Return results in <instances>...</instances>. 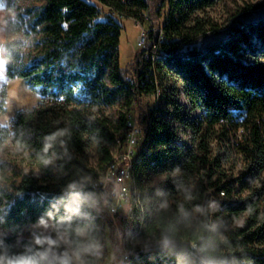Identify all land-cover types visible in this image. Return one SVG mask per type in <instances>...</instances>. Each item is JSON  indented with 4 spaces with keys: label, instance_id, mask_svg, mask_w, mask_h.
<instances>
[{
    "label": "trees",
    "instance_id": "1",
    "mask_svg": "<svg viewBox=\"0 0 264 264\" xmlns=\"http://www.w3.org/2000/svg\"><path fill=\"white\" fill-rule=\"evenodd\" d=\"M156 1L107 3L142 21ZM158 1L157 13L168 9L161 27L168 42L155 50L159 32L150 31L130 77L119 62L122 26L112 15L98 19V1L43 0L25 19L13 0H0V109L6 83L15 78L48 100L17 112L10 126L0 124V144L26 149L41 169L19 170L0 183L4 264L103 262L105 226L114 242L127 220L100 208L92 182L112 159L115 137L125 141V115L135 106L147 125L134 165L146 221L139 239L146 241L113 264H264V9L243 8L223 38L206 42L210 21L194 15L219 0ZM22 29L33 39L30 62L21 59V39H9ZM157 88L162 94L154 107L146 97ZM117 104L114 124L105 108ZM233 126L243 128L234 144L244 169L226 180L222 164L230 153L220 147L213 153L211 142ZM240 214L243 226L232 227ZM46 223L48 231L22 237L27 227Z\"/></svg>",
    "mask_w": 264,
    "mask_h": 264
},
{
    "label": "rangeland",
    "instance_id": "2",
    "mask_svg": "<svg viewBox=\"0 0 264 264\" xmlns=\"http://www.w3.org/2000/svg\"><path fill=\"white\" fill-rule=\"evenodd\" d=\"M43 0H13V8L15 12L23 13L24 18L27 19V10L32 7H39ZM95 1V0H93ZM159 1L157 0L152 8L144 12V18L142 21L136 22V20L130 16H124L121 18L116 17V21L122 26V32L120 36L119 44V62L124 68H128L129 76L132 77V67L134 63V55L141 47L137 45V38L143 29L146 33L150 31H158L159 35H163L164 32L161 27L165 21L167 14V6L164 5L160 12L157 13L156 8ZM100 9L99 20L105 19L107 15H112L110 11L97 3ZM250 6L251 10L264 9V0H219L212 7L206 8L203 11L196 12L194 17L202 18L205 21H210L207 24L208 31L205 34V41L210 42L213 40H220L223 38V33L229 24L235 20V18L242 16L244 13L243 8ZM14 14H11V17ZM193 20H190L187 25H191ZM26 24H23L26 29ZM11 38L21 39V56L24 62H30L34 55L33 39L27 36L24 30L16 31L9 36ZM179 99H181L179 97ZM151 104V99H146ZM48 100L43 99L34 90L21 79L15 78L6 83V98L5 103L0 109V124L10 126L13 122L17 112L25 109L32 108L35 105L43 104ZM122 109L120 104L105 108V113L109 120L116 124L118 120V111ZM137 113V112H136ZM264 120V118H263ZM219 129V126L216 127ZM264 133V126H263ZM243 136V128L234 126L229 128L228 136L222 135L220 132L212 138L211 147L213 153H216L217 148L227 149L230 153L229 158L223 162L222 170L226 174V180L234 178L241 173L244 169V160L236 150L234 142L236 139H241ZM97 145L91 143L87 149L90 155V165L96 166L98 162ZM115 151V148L113 149ZM112 150V151H113ZM22 170L25 173H39L41 169L38 162L29 154V152L14 144L5 143L0 144V183L8 184L15 178L16 173ZM164 178L163 175L154 177L151 184H155L159 180ZM261 179H264V174L261 175ZM127 206H125V210ZM120 214H125L124 208L120 210ZM245 215L240 214L233 219L232 227L238 228L243 226ZM49 229V225H31L27 227L22 237L36 238L39 232H46ZM104 242L107 249V254L101 264H113V261L120 259V252L122 248L123 235L121 232H115L114 242H111L109 227L105 226ZM1 234V231H0ZM117 241V242H116ZM116 250H119V255H116ZM76 264H80L77 258H74Z\"/></svg>",
    "mask_w": 264,
    "mask_h": 264
},
{
    "label": "built area",
    "instance_id": "3",
    "mask_svg": "<svg viewBox=\"0 0 264 264\" xmlns=\"http://www.w3.org/2000/svg\"><path fill=\"white\" fill-rule=\"evenodd\" d=\"M95 1L106 7L114 17L121 18L125 16L124 13L110 6L107 0ZM136 22L138 23V20ZM147 34L142 29L138 35L137 45L141 49L145 47ZM164 40V34H160L153 48L155 50L160 49L158 43ZM165 41L168 42V40ZM192 46L190 45V47ZM150 57L154 61L155 55H150ZM161 94V89L157 88L146 99H151V105L157 107L160 103ZM138 113L136 106L126 113L127 131L125 141L123 142L120 136L115 137V151L113 150L112 159L107 162L99 178L92 182L95 194L98 193L101 198L100 208L109 214L120 215L127 220L120 252L121 260L129 258L133 251L132 246L143 244L146 241L139 239L146 228V221L140 189L136 187L134 182V165L139 159L137 151L143 144L147 129V125L140 121ZM125 206H127L126 210ZM122 208L125 211L124 215L120 214Z\"/></svg>",
    "mask_w": 264,
    "mask_h": 264
},
{
    "label": "clouds",
    "instance_id": "4",
    "mask_svg": "<svg viewBox=\"0 0 264 264\" xmlns=\"http://www.w3.org/2000/svg\"><path fill=\"white\" fill-rule=\"evenodd\" d=\"M0 264H4V261L0 260ZM7 264H38V262L31 258H27L21 260H9ZM61 264H70V262L67 260H62Z\"/></svg>",
    "mask_w": 264,
    "mask_h": 264
}]
</instances>
